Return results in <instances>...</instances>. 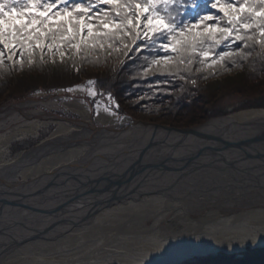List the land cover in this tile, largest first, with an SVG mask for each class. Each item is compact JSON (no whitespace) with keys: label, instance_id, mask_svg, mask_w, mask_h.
I'll list each match as a JSON object with an SVG mask.
<instances>
[{"label":"bare ground","instance_id":"obj_1","mask_svg":"<svg viewBox=\"0 0 264 264\" xmlns=\"http://www.w3.org/2000/svg\"><path fill=\"white\" fill-rule=\"evenodd\" d=\"M88 87H72V95L62 103L58 94L0 108V190H14L34 179L24 187L23 197L8 199L9 205L0 210V264H137L141 256L143 264H184L194 257L222 251L264 248V179L247 173L231 177L204 168L171 187L179 174L160 176L143 188L148 193L100 211L94 210L93 204L76 205L63 216L76 218L91 210L88 218L72 227L58 225L43 236L26 240L55 218L53 197L87 190L91 186L87 175L103 172L110 159L141 147L153 134L152 129L144 131L142 124L117 128L118 114L106 102L98 101L92 111L82 97L91 96L85 90ZM38 103L48 108L63 107L80 117L45 116L42 109L33 107ZM257 118H264V107L238 110L230 118L212 120L202 129ZM94 121L103 125L97 127ZM53 123L54 130L40 145L11 153L14 142L23 143L38 135L42 126ZM161 134H157L159 138ZM138 141L141 143L136 144ZM213 193L219 194L221 201L215 200ZM109 195L110 190L95 197L98 200ZM210 204L213 207L207 209ZM21 225L29 226L28 230ZM161 236L170 239L153 250ZM10 238L21 239V244L9 245ZM180 240L185 246L194 242L199 252L181 254L175 247Z\"/></svg>","mask_w":264,"mask_h":264},{"label":"snow or ice","instance_id":"obj_2","mask_svg":"<svg viewBox=\"0 0 264 264\" xmlns=\"http://www.w3.org/2000/svg\"><path fill=\"white\" fill-rule=\"evenodd\" d=\"M257 47L264 59V0H0V69L10 71L37 60L98 62L97 53L123 54L149 91H163L161 84L191 74L194 65L215 74ZM103 83L89 80L85 90L100 96L95 86ZM168 239L161 236L153 250ZM188 244L180 240L175 247L184 255L199 252Z\"/></svg>","mask_w":264,"mask_h":264},{"label":"trees","instance_id":"obj_3","mask_svg":"<svg viewBox=\"0 0 264 264\" xmlns=\"http://www.w3.org/2000/svg\"><path fill=\"white\" fill-rule=\"evenodd\" d=\"M259 51L257 47L247 60L217 69L215 74L210 69L196 71L198 66L194 65L191 74L180 73L184 79L176 76L167 85L161 84L163 91H149L147 84L137 76L140 69L123 54L105 57L97 53L98 62L77 59L41 64L37 60L23 70L0 69V105L21 101L39 90L53 92L97 80L105 83L95 88L103 96L111 92L113 100L119 104L116 109L119 115L174 127L196 126L212 117L228 114L216 109L227 99H246L237 109L264 107V59L257 58ZM201 263L264 264V252H248L240 258L212 256Z\"/></svg>","mask_w":264,"mask_h":264},{"label":"water","instance_id":"obj_4","mask_svg":"<svg viewBox=\"0 0 264 264\" xmlns=\"http://www.w3.org/2000/svg\"><path fill=\"white\" fill-rule=\"evenodd\" d=\"M234 113L236 111L212 117L191 127H174L134 119L130 125L142 124L145 127L144 131L153 130L148 142L141 147L135 146L117 154L115 158L109 160L110 165L103 172L87 175L88 185H91L87 190L53 197L52 202L56 203L53 210L57 211L55 218L45 227L27 236L26 240L43 236L58 225L72 227L88 218L91 210L76 218L63 216L76 205L93 204V209L100 211L129 198H138L148 193V190L143 188L155 182L160 176L179 174L176 180L169 184L170 187L177 181L185 180L189 173L202 168L231 177L247 173L264 179V118L233 121L222 128L202 129L210 121L228 119ZM159 132H162V138L158 137ZM138 143L141 141L136 144ZM33 182L34 179H31L14 190H0V210L9 205L8 199L23 197L24 187ZM109 190L108 197L104 196L97 200L98 195ZM44 194L40 193V196ZM9 241V245L21 244V239L10 238Z\"/></svg>","mask_w":264,"mask_h":264},{"label":"rangeland","instance_id":"obj_5","mask_svg":"<svg viewBox=\"0 0 264 264\" xmlns=\"http://www.w3.org/2000/svg\"><path fill=\"white\" fill-rule=\"evenodd\" d=\"M1 77L2 76L0 74V78ZM0 83H1V81H0ZM79 85L88 86L87 84H77V85L68 87L66 89H64V88L57 89V90H55L53 92H47V91L39 90L37 92L31 93L27 98H25V99H23L21 101H18V102H14V101L13 102H7V103H5L3 105H0V108H2L4 106H14V105L17 106V105H19L22 102H25L27 100H46L49 97L58 96V94L62 95V97H61V103H62L67 96H71L72 95V92L68 91V89H71L72 87L79 86ZM82 97L85 98L90 103L92 111H94L95 104L98 101L108 103L116 111V113L118 114L119 120L116 122L115 126L117 128H119V129H123V128L129 126L134 120L129 115H124V116L119 115V113L116 110L117 107H115V105L117 103L113 99L109 100L107 98L108 94L105 95V96L100 95V96H96V97L83 95ZM244 102H246V99L245 100L227 99L225 102L220 103L217 106L216 109H218L220 111H226V112L230 113V112L242 110V109H237V108L239 106H241V104H243ZM33 107L35 109H42V115H45V116L53 115V116H57V117H65V118H73V119H78L80 117V115H78L77 113H74V112H71V111L68 112L63 107H58L57 108V106H53L52 108H48L45 104H42V103L35 104ZM21 110H25V108H22ZM124 118H126L127 120H124ZM92 124L97 126V127H101L103 125L102 123H99V122H96V121L92 122ZM54 128H55V124L54 123L49 125V126H42L41 130H40V133L38 135L30 137L29 139L25 140L23 143H21L19 141L14 142L12 147H11V153L15 154V153L19 152L20 150L29 151V150L37 147L38 145H40L42 143V141L44 139H46L50 135V133L54 130ZM240 194L244 195V194H247V193L242 192ZM234 195L236 196V195H239V194H234ZM187 196H190V195H187ZM213 196H214L215 200H220L221 201L222 197L219 196V194L215 195L213 193L212 197ZM211 206L213 207V205L210 204L207 207V209H210ZM49 219H50V216H49ZM37 226H40V224H38ZM21 228L28 230L29 226L21 225ZM17 245H19V244H15V245H11V246H17ZM248 252H264V248L248 246L243 251H240V252H232V253L229 252L228 253V252L222 251V252H219V253L213 254V255L194 257L193 259L185 262L184 264H202L201 262L204 259H206L208 257H212V256H214V257H229V256L233 255L236 258H240V257H243ZM3 253H5V252H2V254ZM0 255H1V253H0Z\"/></svg>","mask_w":264,"mask_h":264},{"label":"flooded vegetation","instance_id":"obj_6","mask_svg":"<svg viewBox=\"0 0 264 264\" xmlns=\"http://www.w3.org/2000/svg\"><path fill=\"white\" fill-rule=\"evenodd\" d=\"M1 81V80H0Z\"/></svg>","mask_w":264,"mask_h":264}]
</instances>
